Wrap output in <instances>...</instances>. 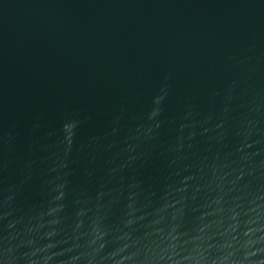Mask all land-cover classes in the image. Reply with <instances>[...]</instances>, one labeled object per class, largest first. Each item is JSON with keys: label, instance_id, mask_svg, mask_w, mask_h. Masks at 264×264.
Returning <instances> with one entry per match:
<instances>
[{"label": "water", "instance_id": "95a60500", "mask_svg": "<svg viewBox=\"0 0 264 264\" xmlns=\"http://www.w3.org/2000/svg\"><path fill=\"white\" fill-rule=\"evenodd\" d=\"M0 264H264V0H0Z\"/></svg>", "mask_w": 264, "mask_h": 264}]
</instances>
